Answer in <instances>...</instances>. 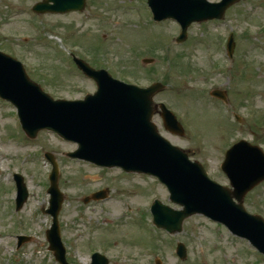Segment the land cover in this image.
Here are the masks:
<instances>
[{"label":"rangeland","instance_id":"rangeland-1","mask_svg":"<svg viewBox=\"0 0 264 264\" xmlns=\"http://www.w3.org/2000/svg\"><path fill=\"white\" fill-rule=\"evenodd\" d=\"M42 1L0 0V51L25 62L31 78L53 98L83 100L97 90L75 66H66L64 56L72 59L74 54L126 84L164 83L155 103L164 102L176 114L185 135L166 131L159 109L153 122L162 136L201 163L212 180L230 186L221 165L225 152L240 140L264 151V0H242L222 20L193 24L181 44L175 41L180 26L154 23L148 0H87L83 12L36 14L32 19L28 11ZM231 33L236 48L229 59ZM213 90L225 91L228 104L211 97ZM76 149L47 131L33 140L24 136L17 113L0 101V264H58L46 239L52 219L42 211L50 200L46 152L63 170L59 221L70 264H90L92 252L106 255L110 264H264L245 240L201 215L186 219L177 234L155 229L150 207L156 198L181 209L170 201L167 189L149 177L71 160L67 154ZM16 173L28 190L18 212ZM105 189L107 199L83 201ZM244 204L264 218V182ZM19 235L32 239L18 248ZM178 243L186 247L184 261L176 255Z\"/></svg>","mask_w":264,"mask_h":264},{"label":"water","instance_id":"water-1","mask_svg":"<svg viewBox=\"0 0 264 264\" xmlns=\"http://www.w3.org/2000/svg\"><path fill=\"white\" fill-rule=\"evenodd\" d=\"M238 1L223 0L212 4L207 0H149V5L158 20L174 18L180 22L183 33L178 41L181 42L186 39L193 22L222 19L225 11ZM59 5L60 8L57 4L43 3L34 9L39 13L82 10L84 0H61ZM228 48L232 56V38ZM82 68L96 78L102 88L101 93L86 102H55L29 81L20 63L0 53V97L18 108L30 137L35 138L43 129L53 130L78 143L79 149L71 154L73 158L106 167H121L126 172L157 176L169 188L171 201L183 207V210L176 211L156 201L152 212L154 223L159 228L171 233L180 232L185 219L203 214L225 224L234 234L247 238L264 254V220L248 214L243 206L245 195L264 181L262 151L245 141L232 147L226 153L223 170L229 176L234 191L222 187L208 178L199 163L190 162L184 152L162 138L151 122L153 98L165 88L162 84L141 89L114 81L106 73L95 72L86 65ZM215 95L226 99L224 93L215 92ZM161 109L166 128L183 135L184 131L174 115L164 105ZM53 164L49 190L52 206L48 212L54 220L47 235L50 250L59 262L67 264L58 226L62 196L58 190L57 167ZM22 192L21 204L27 198L24 187ZM94 197L101 198L103 194ZM178 254L182 259L186 258L183 245H179ZM93 264L108 263L96 254Z\"/></svg>","mask_w":264,"mask_h":264},{"label":"bare ground","instance_id":"bare-ground-1","mask_svg":"<svg viewBox=\"0 0 264 264\" xmlns=\"http://www.w3.org/2000/svg\"><path fill=\"white\" fill-rule=\"evenodd\" d=\"M111 208H112L113 210H117V207L114 206V205H111Z\"/></svg>","mask_w":264,"mask_h":264}]
</instances>
